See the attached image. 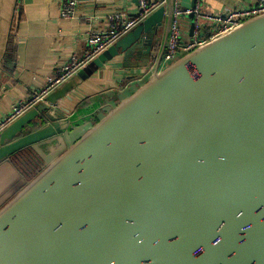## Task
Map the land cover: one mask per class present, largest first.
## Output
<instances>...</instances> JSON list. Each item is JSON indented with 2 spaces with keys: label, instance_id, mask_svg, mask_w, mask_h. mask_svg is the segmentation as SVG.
Wrapping results in <instances>:
<instances>
[{
  "label": "water",
  "instance_id": "95a60500",
  "mask_svg": "<svg viewBox=\"0 0 264 264\" xmlns=\"http://www.w3.org/2000/svg\"><path fill=\"white\" fill-rule=\"evenodd\" d=\"M174 14L0 132V264H264V13L165 64ZM119 57L148 69L124 98L57 108Z\"/></svg>",
  "mask_w": 264,
  "mask_h": 264
},
{
  "label": "crops",
  "instance_id": "0c3cea01",
  "mask_svg": "<svg viewBox=\"0 0 264 264\" xmlns=\"http://www.w3.org/2000/svg\"><path fill=\"white\" fill-rule=\"evenodd\" d=\"M258 0H203L205 12L220 13L248 8ZM74 19L61 18L59 0H0V122L30 93L43 87L46 78L73 54L81 55L86 37L105 28L107 17L122 10L129 17L138 11L137 0H75ZM189 16L181 20L191 35ZM136 62V60H132ZM91 68V67H90ZM145 68H125L123 57L115 58L60 102L59 110L70 115L76 110L114 103L124 98L132 81Z\"/></svg>",
  "mask_w": 264,
  "mask_h": 264
},
{
  "label": "built area",
  "instance_id": "2783aa9c",
  "mask_svg": "<svg viewBox=\"0 0 264 264\" xmlns=\"http://www.w3.org/2000/svg\"><path fill=\"white\" fill-rule=\"evenodd\" d=\"M137 2L138 11L133 17H129L122 10L112 12L106 19L105 28L95 30L86 37L85 47L81 55L73 54L68 57L64 63L57 67L54 73L46 78L42 88L30 93L24 101L13 107L8 117L0 122V132L25 112L44 102L53 91L74 75L89 67L102 53L165 5L166 0H137ZM59 3L61 18L64 20L74 19L77 15L75 0H59ZM203 4V0H175V20L163 63H170L181 52L192 51L197 46L229 31L243 19L264 13V0H258L252 7H237L220 13L205 12ZM189 16L194 18L191 23L193 30L190 36L187 35V31L181 22L183 18ZM147 71V68L143 69L139 76H144Z\"/></svg>",
  "mask_w": 264,
  "mask_h": 264
},
{
  "label": "trees",
  "instance_id": "16d2710c",
  "mask_svg": "<svg viewBox=\"0 0 264 264\" xmlns=\"http://www.w3.org/2000/svg\"><path fill=\"white\" fill-rule=\"evenodd\" d=\"M28 159V157L24 158V160L22 161V159H19V161L17 162L18 166L21 168V170L24 171L25 174H27L28 170L30 169L29 167L32 166L33 169L34 166H37V161L29 159L28 161H26ZM29 162V163H28ZM28 163V164H27Z\"/></svg>",
  "mask_w": 264,
  "mask_h": 264
},
{
  "label": "rangeland",
  "instance_id": "374dc122",
  "mask_svg": "<svg viewBox=\"0 0 264 264\" xmlns=\"http://www.w3.org/2000/svg\"><path fill=\"white\" fill-rule=\"evenodd\" d=\"M40 162V161H39ZM38 165V164H37ZM30 169L27 172L28 178L31 180L38 174L37 166H34L35 169H33L32 166L29 167ZM23 171V170H22ZM24 172V171H23Z\"/></svg>",
  "mask_w": 264,
  "mask_h": 264
},
{
  "label": "flooded vegetation",
  "instance_id": "af4514ba",
  "mask_svg": "<svg viewBox=\"0 0 264 264\" xmlns=\"http://www.w3.org/2000/svg\"><path fill=\"white\" fill-rule=\"evenodd\" d=\"M34 157H35V156H34ZM29 159H32V156H31L30 158H28L26 161H28ZM24 161H25V160H24ZM35 161H36V160H35ZM28 163H29V162H28ZM28 163H27V164H28Z\"/></svg>",
  "mask_w": 264,
  "mask_h": 264
}]
</instances>
